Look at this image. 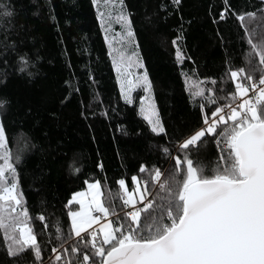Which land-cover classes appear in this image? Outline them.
<instances>
[{
  "label": "trees",
  "instance_id": "obj_1",
  "mask_svg": "<svg viewBox=\"0 0 264 264\" xmlns=\"http://www.w3.org/2000/svg\"><path fill=\"white\" fill-rule=\"evenodd\" d=\"M120 3L164 133H153L138 104L123 100L92 0H0V100L6 101L0 107V124L16 169L17 192L22 193L19 207L27 209L41 249L40 260L31 248L10 257L0 232V264H57L52 248L70 253L73 244L80 249L71 257L79 258L77 264L84 252L91 256V245L71 233L68 212L76 205H66L72 194L98 181L102 202L122 215L127 207L118 180H125L129 192L133 176L146 182L149 194L159 191L149 170L158 167L165 176L173 171L172 157L185 154L178 152L179 142L202 126L205 114L229 102L227 93L235 91L230 69L250 70V46L237 16L256 13L243 24L255 30L254 40L264 36L263 0ZM3 6L10 16L3 15ZM19 53L31 58L27 68ZM252 64L258 79V59ZM187 81L196 82L203 95H195ZM215 142L206 135L190 146L189 158L211 169L221 155ZM164 147L171 155L162 152ZM141 164L146 166L143 173ZM68 260L62 255L60 264Z\"/></svg>",
  "mask_w": 264,
  "mask_h": 264
},
{
  "label": "snow or ice",
  "instance_id": "obj_2",
  "mask_svg": "<svg viewBox=\"0 0 264 264\" xmlns=\"http://www.w3.org/2000/svg\"><path fill=\"white\" fill-rule=\"evenodd\" d=\"M173 2L179 4L180 0ZM3 7V15L10 16L12 13L7 6ZM261 12V19H264V10ZM245 18L255 19L256 13L237 16L250 46L247 54L250 70L243 67L230 69L235 91L227 93L229 102L210 110V115H204L202 126L179 142L178 152L185 154L172 157L175 161L173 171L165 176L158 167L149 170L154 173L151 177L156 182L153 187L159 191L149 194L152 198L148 199L144 194L148 192L147 186L142 191L137 188V201L128 191L125 180H118L123 205L132 206L122 215L115 214L111 203L109 206L102 203L98 181L88 185L90 200L84 192H75L67 201L66 207L74 203L80 206L78 210L68 212L71 233L92 249L91 256L88 252L83 253L79 264H264V36L254 40L255 30L249 31L243 24ZM120 19L127 27V37L133 39L127 16L121 15ZM176 55L179 60V49ZM254 58L258 59L261 71L258 83L252 75L256 71L252 64ZM18 59L27 68L31 58L27 53H19ZM143 81L144 91L148 92L150 84L146 74ZM249 91L254 93L255 100L248 97ZM208 92L211 94L212 90ZM195 95L203 93L197 91ZM238 97L244 99L233 106ZM125 99L132 103L130 97L125 96ZM141 101L143 103V97ZM211 102L215 104V100ZM5 103L0 100V107ZM141 111L153 133L165 132L160 120L154 119L157 114L151 105L142 107ZM206 135L216 140L221 153L211 169L195 165L187 154L190 146L196 147ZM162 152L171 155L166 147ZM11 160L6 148L5 128L0 124V232L8 244L10 257L31 248L35 259L40 260L41 249L29 226L27 209L16 213L22 193L17 192L16 169ZM6 170L11 173L10 179ZM73 170L78 171V168ZM145 171L146 166L141 164L140 172ZM132 181L136 183L137 177L133 176ZM110 214L114 216L113 220L107 219ZM39 218L44 219L43 216ZM51 251L57 264L62 261V255L69 256L64 264H77L79 260L78 257L75 261L71 258L80 252L75 244L70 253L63 249L61 254L55 247Z\"/></svg>",
  "mask_w": 264,
  "mask_h": 264
},
{
  "label": "rangeland",
  "instance_id": "obj_3",
  "mask_svg": "<svg viewBox=\"0 0 264 264\" xmlns=\"http://www.w3.org/2000/svg\"><path fill=\"white\" fill-rule=\"evenodd\" d=\"M92 2L98 13L99 19L102 21L104 37L109 48V54L116 74V79L121 96L123 100L126 102L127 100L125 99V96H128L132 99V102L135 101L138 104V110L140 116L147 122V124L151 129V125L144 118L145 113L141 111L142 107L147 108L148 105H151L152 109H154V111L156 112V108L152 97L151 86L148 92L144 91V88L146 86L143 81L145 72L142 63L140 62V59L137 55L134 40L133 39L129 40L126 34L127 27L120 19L121 15L126 16L125 11L123 10L122 5L120 3V0H95V2L94 0H92ZM129 57L131 58L130 62H129ZM191 85L193 86L192 89L194 91L202 92V88L198 86L196 82L187 81V86L189 87ZM122 87H123V91H122ZM142 97H143V103L141 101ZM155 118H158V116L154 117V119ZM6 148L9 151L7 144H6ZM19 155H20V151L18 152L17 156ZM0 163H2V161H0ZM6 175L9 179L11 178V173H8L7 170H6ZM95 182L97 181L87 182L85 184L84 189L77 192H84L87 199L90 200L91 196L89 195L90 190L88 188V185ZM133 185L134 188L130 192H132L133 195L136 197L137 201H139L137 188H139L141 191L144 188L141 186V183L138 180V178L136 183L133 182ZM144 194H146L145 196H147L149 199V192ZM74 205H76V208L71 209V211H76L80 207L78 204L74 203ZM137 205L140 206L139 203ZM19 206L16 207V213H20L22 210ZM5 207H7V204H5ZM129 207H131V205H129ZM68 218L71 226V219L69 216ZM107 219L110 220L109 216L107 217ZM103 222L104 221L102 220L101 223ZM93 228H96V225H93ZM81 234L83 235V233ZM100 239H102V237H100Z\"/></svg>",
  "mask_w": 264,
  "mask_h": 264
},
{
  "label": "built area",
  "instance_id": "obj_4",
  "mask_svg": "<svg viewBox=\"0 0 264 264\" xmlns=\"http://www.w3.org/2000/svg\"><path fill=\"white\" fill-rule=\"evenodd\" d=\"M255 80H256L257 83H258L259 78H258V79H255ZM244 83H246V84H250V82H248V81H244ZM258 87H259V84H258ZM248 97H251L253 100H255V98H256L255 95H254V93H253L252 91H249V93H248ZM243 99H244V97H238V98H236V100L233 102V106H235L236 104L240 103ZM215 143H216V145H217V142H215ZM140 183H141V186H142L143 188L146 186V182H145L144 180H141ZM120 194H121V196L123 195L122 192H121ZM145 195H146V194H145ZM146 198H148V197L146 196ZM137 207H139V205H137ZM131 208H132V206H131V207L127 206L126 211L131 210ZM81 236H82V234H81ZM98 240H99V239H98ZM97 242H98V241H97ZM53 255H55V254L53 253Z\"/></svg>",
  "mask_w": 264,
  "mask_h": 264
}]
</instances>
